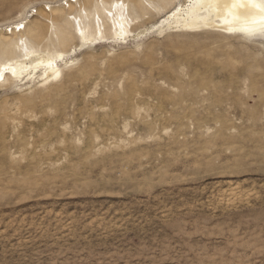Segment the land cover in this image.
Here are the masks:
<instances>
[{
	"label": "rangeland",
	"instance_id": "rangeland-1",
	"mask_svg": "<svg viewBox=\"0 0 264 264\" xmlns=\"http://www.w3.org/2000/svg\"><path fill=\"white\" fill-rule=\"evenodd\" d=\"M63 1L0 0L63 54L0 88V264H264V37Z\"/></svg>",
	"mask_w": 264,
	"mask_h": 264
},
{
	"label": "bare ground",
	"instance_id": "bare-ground-1",
	"mask_svg": "<svg viewBox=\"0 0 264 264\" xmlns=\"http://www.w3.org/2000/svg\"><path fill=\"white\" fill-rule=\"evenodd\" d=\"M63 1V0H60ZM79 0H65L63 5L69 8L68 3H77ZM142 0H134L140 4ZM164 6L177 7L162 18L161 26L175 27L185 31L209 30L223 34L238 33L248 37H264V9L260 7V0L249 3L248 0H161ZM123 6V5H122ZM28 9L23 11L15 21L0 25L6 34L0 32V56H7L0 61V68L5 69L0 76V88L12 85L16 79L27 75L28 72H37L43 68L45 75L42 80L60 75L57 65L63 54L48 55L35 50H29L23 55H16L15 49L19 44L8 36L20 32H27L36 37L39 26L31 25L26 19ZM122 21V19L120 18ZM122 31V30H120ZM59 42L65 39L60 36ZM15 69V74L9 69Z\"/></svg>",
	"mask_w": 264,
	"mask_h": 264
},
{
	"label": "snow or ice",
	"instance_id": "snow-or-ice-1",
	"mask_svg": "<svg viewBox=\"0 0 264 264\" xmlns=\"http://www.w3.org/2000/svg\"><path fill=\"white\" fill-rule=\"evenodd\" d=\"M248 2L249 3H256V0H248ZM260 7L262 8V9H264V0H260ZM10 71H12L13 72V74H15V69L13 68V69H9ZM5 71V69H3V68H0V76H2V74H3V72Z\"/></svg>",
	"mask_w": 264,
	"mask_h": 264
},
{
	"label": "built area",
	"instance_id": "built-area-1",
	"mask_svg": "<svg viewBox=\"0 0 264 264\" xmlns=\"http://www.w3.org/2000/svg\"><path fill=\"white\" fill-rule=\"evenodd\" d=\"M47 11H49L47 8H46ZM35 13V12H34Z\"/></svg>",
	"mask_w": 264,
	"mask_h": 264
}]
</instances>
